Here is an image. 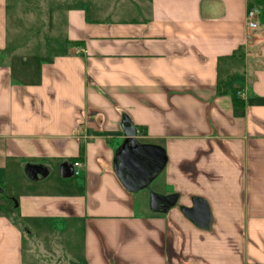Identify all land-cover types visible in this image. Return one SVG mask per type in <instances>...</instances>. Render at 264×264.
Wrapping results in <instances>:
<instances>
[{"label":"crops","instance_id":"1","mask_svg":"<svg viewBox=\"0 0 264 264\" xmlns=\"http://www.w3.org/2000/svg\"><path fill=\"white\" fill-rule=\"evenodd\" d=\"M52 1L30 4L60 34L45 55L0 0V264H264L254 0ZM128 133L166 156L139 190L118 173Z\"/></svg>","mask_w":264,"mask_h":264},{"label":"water","instance_id":"2","mask_svg":"<svg viewBox=\"0 0 264 264\" xmlns=\"http://www.w3.org/2000/svg\"><path fill=\"white\" fill-rule=\"evenodd\" d=\"M119 156L118 173L123 182L132 190H139L147 186L152 179L164 168L166 156L164 151L156 146L139 145L128 133ZM188 216L198 217L199 224L205 226L207 221V207L204 202L197 201L194 210H186Z\"/></svg>","mask_w":264,"mask_h":264},{"label":"rangeland","instance_id":"3","mask_svg":"<svg viewBox=\"0 0 264 264\" xmlns=\"http://www.w3.org/2000/svg\"><path fill=\"white\" fill-rule=\"evenodd\" d=\"M47 3H46V6H48V9H54L55 10V7H54V3L52 0H46ZM31 0H20V10H21V14H22V17H21V20L19 22V24L23 27H29V26H33V25H36L37 27H35L34 31H33V35L30 34V36L33 38L36 36V39H39L41 40V37H44V40L43 42H46L47 45L43 42H41L40 44H45L47 46L46 49L44 48H41L40 50H38L40 53H45L46 54H53V53H56L57 51H59V49L61 48L60 46V39L59 36L60 34L58 33V31H56L55 34H50V31L49 32H45L43 29H39L40 27V21L38 20L37 23L36 22H31L29 21V17H30V8H31ZM45 2L43 3L42 7L45 8ZM257 5V4H256ZM257 7L260 9V13H261V10L262 8L260 6L257 5ZM35 23V24H34ZM259 27V25H258ZM257 27V29H258ZM61 29V28H59ZM255 29V30H257ZM48 36V37H47ZM52 37L55 38V42L56 44L52 45L50 40H54ZM56 37H58L56 39ZM42 55V54H41ZM51 243V245H50ZM42 245L46 248H48V245H49V249H51L50 247L53 246L52 242H43ZM39 251H42L41 248ZM45 254V253H44ZM48 255H43L41 259H39V261H37V263H32L30 262V259H28V263L27 264H55L54 262H52L51 260H49L47 257ZM77 256V255H76ZM27 260V258H26Z\"/></svg>","mask_w":264,"mask_h":264},{"label":"built area","instance_id":"4","mask_svg":"<svg viewBox=\"0 0 264 264\" xmlns=\"http://www.w3.org/2000/svg\"><path fill=\"white\" fill-rule=\"evenodd\" d=\"M259 18H260V9L257 7L256 4H251L248 8L247 12V24L248 28L251 30H255L258 27L259 23ZM80 52V51H78ZM74 166L78 167L80 166V162H75ZM78 173V172H76Z\"/></svg>","mask_w":264,"mask_h":264},{"label":"trees","instance_id":"5","mask_svg":"<svg viewBox=\"0 0 264 264\" xmlns=\"http://www.w3.org/2000/svg\"><path fill=\"white\" fill-rule=\"evenodd\" d=\"M254 3L262 8L261 13H260V20L264 24V0H254ZM235 100L237 101L236 97H235Z\"/></svg>","mask_w":264,"mask_h":264}]
</instances>
